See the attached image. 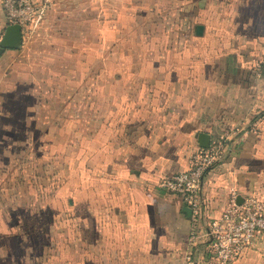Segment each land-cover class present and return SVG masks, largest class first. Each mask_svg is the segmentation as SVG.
<instances>
[{
	"label": "crops",
	"instance_id": "1",
	"mask_svg": "<svg viewBox=\"0 0 264 264\" xmlns=\"http://www.w3.org/2000/svg\"><path fill=\"white\" fill-rule=\"evenodd\" d=\"M69 1L50 0L31 27L71 11ZM91 1L104 14L91 21V45L155 50L123 55L140 68L124 71L129 85L114 86L121 95L107 102L106 140L92 142L91 197L75 206L90 222V264H217L207 240L190 244L186 206L158 184L191 167L207 134L226 149L202 184L200 229L233 199H264V0ZM9 25L0 3V41ZM24 243L17 230L0 233V264H34V247Z\"/></svg>",
	"mask_w": 264,
	"mask_h": 264
},
{
	"label": "rangeland",
	"instance_id": "2",
	"mask_svg": "<svg viewBox=\"0 0 264 264\" xmlns=\"http://www.w3.org/2000/svg\"><path fill=\"white\" fill-rule=\"evenodd\" d=\"M69 2L71 11L50 14L24 33L21 50L0 60V233L19 231L34 247V264H90V222L80 221L75 206L91 197L92 142L106 140L107 102L121 95L114 86L129 85L124 71L140 68L123 55L155 50L98 49L90 44L91 21L104 14L91 10V0ZM234 264H264V235Z\"/></svg>",
	"mask_w": 264,
	"mask_h": 264
},
{
	"label": "built area",
	"instance_id": "3",
	"mask_svg": "<svg viewBox=\"0 0 264 264\" xmlns=\"http://www.w3.org/2000/svg\"><path fill=\"white\" fill-rule=\"evenodd\" d=\"M0 3L10 24L31 30L50 0L43 4L34 0H0ZM225 149L223 140L214 141L208 149H198L188 170L162 178L158 186L192 210L190 244L207 240L217 264H234L264 235V199L256 196H248L241 202L233 199L221 218L209 219L207 228L200 229L204 220L202 184L209 170L223 159Z\"/></svg>",
	"mask_w": 264,
	"mask_h": 264
},
{
	"label": "water",
	"instance_id": "4",
	"mask_svg": "<svg viewBox=\"0 0 264 264\" xmlns=\"http://www.w3.org/2000/svg\"><path fill=\"white\" fill-rule=\"evenodd\" d=\"M204 28L202 26L198 27V35H203ZM24 34L23 28L19 24L9 25L5 34L0 41V57L4 54L6 50H21L23 48ZM199 144L202 149H208L211 145V138L207 134H201L199 137ZM185 212L188 216H192V210L188 207L185 208Z\"/></svg>",
	"mask_w": 264,
	"mask_h": 264
}]
</instances>
